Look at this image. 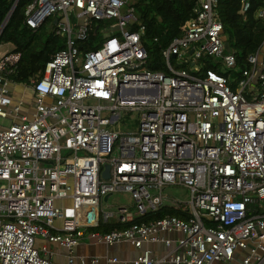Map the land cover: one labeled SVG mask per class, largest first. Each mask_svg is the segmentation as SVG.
<instances>
[{
    "label": "built area",
    "instance_id": "2783aa9c",
    "mask_svg": "<svg viewBox=\"0 0 264 264\" xmlns=\"http://www.w3.org/2000/svg\"><path fill=\"white\" fill-rule=\"evenodd\" d=\"M133 2L33 0L26 26L53 19L64 47L28 84L11 80L20 53L0 58V119L11 122L0 125V264H98L75 254L85 238L129 244L138 252L129 264H264V43L231 88L203 65L236 66L218 0H195L181 34L159 50L164 70L152 71L144 30L132 29ZM257 17L264 21V7ZM92 32L91 46L80 47ZM187 55L196 74L173 68V61L188 67ZM17 85L30 101L15 100ZM127 113L135 115L133 131L108 130ZM171 186L187 189L189 199L165 204ZM117 192L133 205L105 213L104 198ZM164 206L182 216L132 223ZM110 220L131 225L97 231ZM54 246L66 251L63 263Z\"/></svg>",
    "mask_w": 264,
    "mask_h": 264
},
{
    "label": "trees",
    "instance_id": "16d2710c",
    "mask_svg": "<svg viewBox=\"0 0 264 264\" xmlns=\"http://www.w3.org/2000/svg\"><path fill=\"white\" fill-rule=\"evenodd\" d=\"M16 0H0V26L5 20ZM33 0H18L4 29L0 34V44L10 43L13 51L20 53L18 71L11 76L16 84H28L30 79L39 78L43 74L46 62L64 47V38L55 36L53 19H49L37 30H31L25 24L26 7ZM137 23L133 30L143 28L142 43L148 53L147 67L152 71H163L159 50L165 48L172 39L179 36L183 26L192 15L195 0H133ZM248 8L243 11L242 0H218V14L223 25L227 52L234 53L236 66L231 70L221 72L207 59L203 60L204 69H214L230 79L231 88L235 87L233 80L238 79L247 69V57L254 54L264 43V21L257 17L258 11L264 7V0H245ZM50 26L47 28V26ZM92 32L87 43L80 47H89L95 40ZM157 39V43L153 40ZM264 62V51L261 55ZM179 216L177 210L164 206L156 212H149L136 218L132 223L149 222L165 216ZM131 225L118 224L111 220L102 224L97 231L125 229Z\"/></svg>",
    "mask_w": 264,
    "mask_h": 264
},
{
    "label": "rangeland",
    "instance_id": "374dc122",
    "mask_svg": "<svg viewBox=\"0 0 264 264\" xmlns=\"http://www.w3.org/2000/svg\"><path fill=\"white\" fill-rule=\"evenodd\" d=\"M69 16H70V20L72 21V23H74L75 22L74 15L72 13H69ZM114 24H115L114 21L102 22L101 27L108 28L110 26H114ZM95 25H96V23H95ZM49 27L50 26L48 25L47 28H49ZM101 34L102 33H100V36H101ZM13 49H14V46L12 44L1 43L0 44V58L3 57L5 54L13 51ZM185 59H188L185 62L188 65V67H185V66L182 67L180 62L173 61L172 62L173 68L176 70H179V71H185L187 73L196 74L197 68L191 69V67H190L191 59H190L189 55L185 56ZM221 70H222L221 72L226 71V69L223 66H221ZM27 95L29 96V92H27ZM28 98L29 99H27V100L29 101L30 97H28ZM104 115L107 116L106 114H104ZM134 117H135V115L133 113H127L125 116L122 117V119L119 122H117L114 125H110L108 127V130H114L117 132H131L135 129V118ZM9 124H11L10 120L0 119V125L7 126ZM162 195L166 198L165 204H169L170 201L173 199L178 200V201H183V202H185L189 199V191L183 187H180V186L167 187L163 191ZM131 205H133V201H132V199L128 193L117 192V193L113 194L111 197H109L108 200L102 204V210L105 213H109V212H114L117 207L131 206ZM37 242L41 244L42 240L38 238ZM87 242H89L88 238H85L84 240H81L79 242L80 243L79 245L80 246L81 245H87L88 244ZM80 246L78 247L77 250L75 249V253L78 256H85V254H82L81 252L86 251V250L82 251ZM118 246H119V250H117V253H118L117 257H118V260L120 262L128 263V261H130L136 257V255L134 253L135 250H133V248L129 244L118 245ZM99 247H102V246L100 245ZM53 249H55L54 250L55 262L63 263L65 260L64 255H65L66 251L61 250L56 246H54ZM111 250L113 251V253H115L114 249H111ZM103 252H104V248L102 247L100 249V253L102 254ZM87 255H88V257H92V256H89L90 255L89 253ZM239 257H240L239 255L236 256L237 260L239 259Z\"/></svg>",
    "mask_w": 264,
    "mask_h": 264
},
{
    "label": "crops",
    "instance_id": "0c3cea01",
    "mask_svg": "<svg viewBox=\"0 0 264 264\" xmlns=\"http://www.w3.org/2000/svg\"><path fill=\"white\" fill-rule=\"evenodd\" d=\"M13 89L15 91H17L13 96L15 98V100H16V98L20 97V95H23V97L25 98V103H27V101H28L27 99H29L28 97H30V100L32 99V93L25 86H23V85H17L15 87L11 86L12 92H13ZM27 92H29V96L27 95ZM25 111H26V108L25 109L23 108L24 113H26ZM88 241L89 242H87L88 243L87 245H81V246L79 245L80 248L82 249V251L86 250V251L81 252L82 254H85V257H88V255H87L88 253L90 254L89 256L98 257L99 258L98 264H109L106 262L107 258H112V257L118 258L117 257V255H118L117 250H119L118 245L115 247H106L105 245H102V244H95L89 239H88ZM100 245L104 248V252L102 254L100 253V249L102 248V247H99ZM78 247L76 248V250L78 249ZM151 248H153L154 250L156 249L158 252L163 250V248L159 245L152 246ZM111 249H114L115 253H113V251ZM134 253H135V255L138 254L137 251H134ZM116 264H121V263H116ZM127 264H129V263H127Z\"/></svg>",
    "mask_w": 264,
    "mask_h": 264
},
{
    "label": "water",
    "instance_id": "95a60500",
    "mask_svg": "<svg viewBox=\"0 0 264 264\" xmlns=\"http://www.w3.org/2000/svg\"><path fill=\"white\" fill-rule=\"evenodd\" d=\"M17 1H18V0L15 1V3H14V5H13L12 9H11L10 12H9V14H8L7 17L5 18V20L2 22V24H1V26H0V34H1L2 30L4 29V27H5V25H6L7 21H8V19H9V17H10V15L12 14V12H13L15 6H16ZM103 176L106 177V178L109 177V167H108L107 165L105 166V172H104ZM107 199H108V197H105V198H104V202H106Z\"/></svg>",
    "mask_w": 264,
    "mask_h": 264
}]
</instances>
